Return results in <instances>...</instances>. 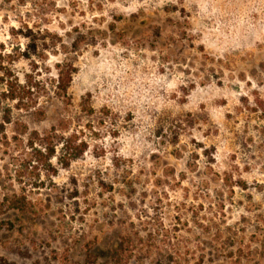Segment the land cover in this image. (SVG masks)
Wrapping results in <instances>:
<instances>
[{"label": "rangeland", "instance_id": "rangeland-1", "mask_svg": "<svg viewBox=\"0 0 264 264\" xmlns=\"http://www.w3.org/2000/svg\"><path fill=\"white\" fill-rule=\"evenodd\" d=\"M7 70L48 117L0 107V264L105 260L130 224L142 264H264V0H0V98ZM60 119L69 164L37 154Z\"/></svg>", "mask_w": 264, "mask_h": 264}, {"label": "trees", "instance_id": "trees-1", "mask_svg": "<svg viewBox=\"0 0 264 264\" xmlns=\"http://www.w3.org/2000/svg\"><path fill=\"white\" fill-rule=\"evenodd\" d=\"M4 77L1 79L5 92L0 98L1 104L6 102L8 104H15L14 108L18 111H25L30 114L32 118L40 121L48 117V112L41 106H36L37 98L35 96V86L31 82H25L24 85L13 76L11 70H7ZM73 74L67 69L60 68L58 71V79L54 82L53 92L50 99L62 100L69 96V89L72 83ZM12 109L7 108L4 116L5 124H12ZM20 124L23 130L20 134H26L29 129L23 122L15 121ZM67 129L66 120L60 119L57 123L40 138L46 143V148L37 152L43 158L46 157L48 162L55 156L56 148L63 142L64 159L66 163H70L77 156L83 153L81 145H77L76 137L66 138L64 131ZM63 161V159H62ZM67 164V165H68ZM9 203V208L18 212L20 215H30L33 209L32 203L27 201L26 197L13 196L6 199ZM132 224L126 225L124 233L119 237L116 245L109 251L108 257L105 260L101 259L99 249L96 250V244L92 247L85 246L86 258L84 264H142L144 261L152 256V253L146 246L147 238L141 236L140 232L133 230ZM96 245V246H95ZM204 255V254H203ZM231 264H242L243 260L240 257H231ZM204 262V257L199 260L198 264ZM213 264V261L210 262Z\"/></svg>", "mask_w": 264, "mask_h": 264}]
</instances>
